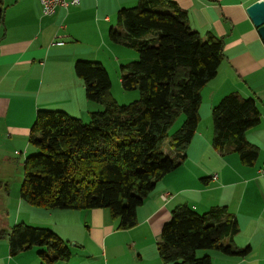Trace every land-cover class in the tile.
<instances>
[{
  "label": "trees",
  "instance_id": "obj_1",
  "mask_svg": "<svg viewBox=\"0 0 264 264\" xmlns=\"http://www.w3.org/2000/svg\"><path fill=\"white\" fill-rule=\"evenodd\" d=\"M118 19L125 32L112 28L110 38L138 52L122 66L125 90L138 89L139 99L119 104L111 94V78L99 61L75 62V73L84 80L88 100L100 103L90 122L63 110L38 109L29 143L39 149L24 161L21 199L36 207L52 209H109L118 228L138 223V208L157 183L180 166L200 123L202 89L216 77L225 59L224 42L214 35L203 38L192 28L187 11L171 0H138L123 7ZM5 24L0 0V28ZM184 115L172 136L178 160L164 151L169 130ZM213 144L253 164L259 149L246 133L261 121L254 97L238 91L226 94L212 108ZM206 179V178H203ZM239 221L226 206L200 213L187 203L172 210L164 224L158 252L165 263L213 264L199 249H219L245 256L251 247L239 248L233 239ZM15 256L34 246L45 264L70 260L69 243L51 228L19 222L0 231ZM228 238L229 244H222Z\"/></svg>",
  "mask_w": 264,
  "mask_h": 264
},
{
  "label": "crops",
  "instance_id": "obj_2",
  "mask_svg": "<svg viewBox=\"0 0 264 264\" xmlns=\"http://www.w3.org/2000/svg\"><path fill=\"white\" fill-rule=\"evenodd\" d=\"M171 1L187 11L192 28L203 38L214 35L224 42L225 59L216 77L201 91V120L191 143L205 141L210 145L212 139L213 132L210 138L201 131L203 105L212 112L226 94L238 91L245 97H254L261 112L260 123L246 133L247 139L258 147L259 156L253 164H246L237 153L225 151V177L222 173H215L218 174L215 180L213 175L204 177V184L198 187L179 188L172 181L176 173L167 174L138 208V223L130 229L118 228L119 220L106 208L48 210L37 207L35 213L48 217L38 222L32 218L23 221L51 228L76 250L71 251L70 260L55 264H149L145 256L159 240L173 207L181 203L189 204L200 213L225 205L241 225L233 244L250 246L251 250L261 248L264 258V234L255 236L264 228V173L260 172L264 168V42L247 12L257 0ZM137 2L80 0L79 5L60 7L50 16L44 15L39 0L7 2L5 24L0 28V142L10 148L24 145L29 148V133L38 109L63 110L82 117L83 121L90 119L92 111L103 109L100 103L85 96L82 101L80 89L84 90L85 85L75 73L74 65L79 59L103 62L102 55L112 52L117 61L114 50L122 43L111 40L110 30L125 32L118 12ZM55 41H64V44L57 45ZM165 153L172 158L178 156L173 146ZM167 191L172 197L165 201L161 194ZM223 192L225 202L221 198ZM6 193L7 188L0 194L2 200ZM241 217L254 225L256 243L252 235L245 244L241 242L244 229ZM0 264L45 263L34 248L12 256L9 241L5 239L0 241Z\"/></svg>",
  "mask_w": 264,
  "mask_h": 264
},
{
  "label": "rangeland",
  "instance_id": "obj_3",
  "mask_svg": "<svg viewBox=\"0 0 264 264\" xmlns=\"http://www.w3.org/2000/svg\"><path fill=\"white\" fill-rule=\"evenodd\" d=\"M7 2H9V0H6V3L4 2V6L7 5ZM114 51L117 52V56H118L117 61L114 59L115 55L112 52L110 55L109 53H107V55H102L103 56L102 58H104L103 61L104 63L102 61L101 62L105 64L104 66L107 69L111 78V82H112L111 94L119 104H123V105L129 104L139 99L140 93L138 89L125 90L123 88L122 80H121L123 73L122 65L128 64L130 60H136L138 58V52L135 51L134 49L127 47L124 44H120V46L117 47L116 50ZM85 58H90V57H85ZM93 60H98V59H93ZM119 60L123 62L127 61L128 63L121 64ZM82 81L84 83V80ZM80 95L82 101H83V96H85V98L87 99L85 94V89L84 90L80 89ZM201 115L203 117L201 123V131L208 134V136H210L211 138V134L213 132V121H212L211 111L208 109L207 105H203V108L201 110ZM81 119L83 120L82 117ZM184 119H185L184 115L180 116L173 124V126L170 128L169 140L164 148L167 152L171 151L172 136L180 129ZM84 122L89 123L90 119ZM212 139H213V135H212ZM212 139H210L211 141L210 145L207 144V142L205 141H200L199 144L191 143L186 150L187 156L185 157V159L179 160L180 166L177 167L175 170L171 171L170 173H168V174L176 173L172 178V181L176 185H178L179 188H182L184 186L198 187L200 185H203L204 184L203 178L210 177L215 173H222L223 177H225V151L216 148L213 144ZM10 147L12 146L6 145L1 140L0 194L1 195L4 194L5 188H7V193L5 194V199L2 200V198L0 197V230H7V231H9L11 227L14 226L15 224L19 222H24L23 220H25L26 218L29 219L32 218L31 220L38 222V220H45V217H48L47 215L43 216L40 213H35L34 211H37L38 209L36 206L29 204L28 202L20 199L21 185L24 178L25 158L31 154H35L39 152V149L33 145H31L29 148H27L24 145L23 147H20L18 149H16V147L14 148H10ZM174 159L178 160V158L176 157H174ZM186 177L188 178L186 179ZM253 185L254 184H251L250 186ZM183 194L186 195L187 193L184 192ZM190 195L196 196V193L195 194L191 193ZM221 198L225 202V192H223ZM232 208L233 207H231V209ZM241 220L243 221L242 224L244 229H243V233L240 235V238L242 239L241 242L245 244L247 240L251 239V235L252 238L254 236V225L246 217H241ZM262 234H264L263 226L260 228V230L257 232L255 236L258 237L259 235ZM5 239L8 240L7 237H0V241ZM159 240L155 242V246L152 247L153 250L150 253H147L145 259L148 260L149 264H172V263H165L161 259L157 247V243ZM252 240L253 241L255 240L256 243V238H253ZM229 243L230 241L228 238H224L222 241V244H229ZM71 245H74V241L71 242ZM237 247L239 246L237 245ZM245 247H239V248H245ZM94 248L96 247L95 246L91 247V249L93 250ZM34 249H38L39 252L42 248L38 246H34ZM70 249L73 252L76 251L73 246H70ZM197 253L198 256L210 255L213 259V264H264V258H262L263 251H261V248L256 250L252 249L245 256L225 254L219 249H199Z\"/></svg>",
  "mask_w": 264,
  "mask_h": 264
},
{
  "label": "built area",
  "instance_id": "obj_4",
  "mask_svg": "<svg viewBox=\"0 0 264 264\" xmlns=\"http://www.w3.org/2000/svg\"><path fill=\"white\" fill-rule=\"evenodd\" d=\"M41 7H42V11L44 13V15L46 16H50L55 14V12L57 11L58 8L60 7H65L68 8L70 6H77L80 4V0H39ZM55 44L57 45H63L64 41H55ZM260 172L264 173V168L260 169ZM218 178V174H214L212 176V179H217ZM172 197V193L170 192H163L161 194V198L165 201H168L170 198Z\"/></svg>",
  "mask_w": 264,
  "mask_h": 264
},
{
  "label": "water",
  "instance_id": "obj_5",
  "mask_svg": "<svg viewBox=\"0 0 264 264\" xmlns=\"http://www.w3.org/2000/svg\"><path fill=\"white\" fill-rule=\"evenodd\" d=\"M247 12L264 42V0H257L252 3L247 8Z\"/></svg>",
  "mask_w": 264,
  "mask_h": 264
}]
</instances>
